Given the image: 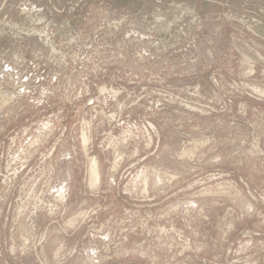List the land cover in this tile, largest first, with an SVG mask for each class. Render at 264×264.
<instances>
[{
  "label": "rangeland",
  "instance_id": "1",
  "mask_svg": "<svg viewBox=\"0 0 264 264\" xmlns=\"http://www.w3.org/2000/svg\"><path fill=\"white\" fill-rule=\"evenodd\" d=\"M0 264H264V0H0Z\"/></svg>",
  "mask_w": 264,
  "mask_h": 264
},
{
  "label": "bare ground",
  "instance_id": "2",
  "mask_svg": "<svg viewBox=\"0 0 264 264\" xmlns=\"http://www.w3.org/2000/svg\"><path fill=\"white\" fill-rule=\"evenodd\" d=\"M157 181V180H156Z\"/></svg>",
  "mask_w": 264,
  "mask_h": 264
}]
</instances>
